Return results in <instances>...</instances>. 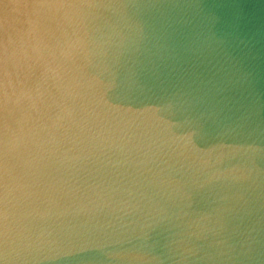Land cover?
<instances>
[{
	"label": "water",
	"instance_id": "95a60500",
	"mask_svg": "<svg viewBox=\"0 0 264 264\" xmlns=\"http://www.w3.org/2000/svg\"><path fill=\"white\" fill-rule=\"evenodd\" d=\"M38 28L70 55L0 127V264H264V0H68Z\"/></svg>",
	"mask_w": 264,
	"mask_h": 264
},
{
	"label": "clouds",
	"instance_id": "9594fccd",
	"mask_svg": "<svg viewBox=\"0 0 264 264\" xmlns=\"http://www.w3.org/2000/svg\"><path fill=\"white\" fill-rule=\"evenodd\" d=\"M66 6L68 0H0V127L4 130L5 114L36 107L40 88L38 83H26L31 73L39 67L41 78H46L52 71L50 60L57 52L64 57L70 55L71 45H48L38 28V19L44 13ZM7 143L14 146L16 138Z\"/></svg>",
	"mask_w": 264,
	"mask_h": 264
}]
</instances>
